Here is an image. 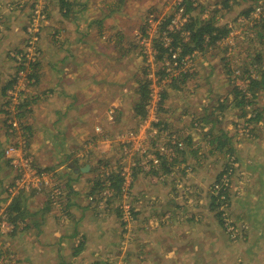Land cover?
<instances>
[{
  "label": "rangeland",
  "instance_id": "rangeland-1",
  "mask_svg": "<svg viewBox=\"0 0 264 264\" xmlns=\"http://www.w3.org/2000/svg\"><path fill=\"white\" fill-rule=\"evenodd\" d=\"M114 2L115 0H90L92 12L93 9L97 10L96 7L103 10L101 14L97 10L99 14L95 13L94 18L107 19L118 13L119 10L111 11L113 7L110 5ZM183 3L184 0L136 1L132 9H129L131 11L128 16L123 13L115 14L121 18L122 26L126 27L127 46L121 49L117 46V51H112L114 41L102 40V44L108 48L104 49L105 53L102 52L104 56L100 60H88L93 55H85L81 59L82 63L75 67L66 62L56 64L58 58L46 53L48 47L56 52L57 57L64 53L62 50L66 40L63 38L66 37V29L72 24L70 17L61 12L58 0H0V164L9 160L12 165L20 167H12L15 170L11 179L7 178V173H4L7 174L4 177L0 175L2 219L5 214L1 211H5L7 199L19 193L37 194L41 191L37 187L43 186L44 190L57 187L55 197L58 198L60 194L65 197L63 203L58 205V212H66L67 215L78 218V214L73 212L80 209L68 204V201L74 200L75 204L91 208L90 210L94 208L90 215L95 214L96 210L101 214L99 221L106 215L113 217L111 221L118 228V233L113 234L114 240L119 238L118 242L115 240L113 245L102 247L100 251L97 248L87 264H159V257L155 258L159 253L144 258L147 253L143 249L138 251L139 236H134V230L139 227V215L140 223L143 225L146 222V230L149 228L158 234L162 233V250L171 253L170 256L175 255L171 263L174 260L182 261L180 264L226 263L228 259L223 257L227 250L214 248L217 244L210 247L212 250L208 254L201 251L208 243L198 235V229L212 241V233L207 234L209 229L219 233L218 237L223 238L224 244L231 249L228 250L235 254L226 264H264V88L253 90L255 97L248 101L252 95L249 90L251 79L248 76L260 80L264 73V20L255 26L258 23L255 20L264 17V0H193L197 7L192 6L189 13L182 6ZM182 7L184 17L179 12ZM115 8L116 6L113 10ZM189 16L196 17L199 24L202 21L214 24L221 22L220 27H227L231 31L217 42L218 47L187 54L182 60H187L184 67L174 69L177 63L169 62L168 53L157 61L156 55L161 52V48L156 47L154 41H161L170 25V29H173V20L179 22ZM116 17L114 21L117 22ZM166 23L169 24L165 29ZM87 43L90 45L88 49L92 48L94 52L96 43L101 41L93 39ZM17 51L21 53L16 54ZM259 54L263 59L257 61ZM22 60L25 61V67H20L19 62ZM33 63L40 65L37 67L39 73L41 68L44 71L41 79L45 84L57 78L58 74L55 72L58 70L64 80L69 81V86L52 94L42 93L41 87H49L41 86V79L36 82L29 78L32 74L30 64ZM102 64L106 66L105 72L101 70L103 74H112L110 80H118L120 85L116 81L109 88L93 90L83 98L81 86H85L87 90L89 86L81 80L88 78L95 71V66L101 69ZM167 64L170 71L166 75L160 70L165 69ZM82 66L88 69L79 74L78 70ZM116 72L123 79L126 75L129 80L123 83V79L114 76ZM182 73L195 76L180 85L181 91L166 87L172 82V78L182 81ZM146 77L151 79L153 92L150 104L147 105L149 113L144 117L134 111L133 102L137 97L135 89L139 87L138 80L141 79V83H144ZM14 79L15 83L8 87L7 84ZM236 86L247 91L245 95L248 99L241 101L242 97L236 98ZM120 89L127 90V93L116 97V92ZM164 89L171 91H167L170 93L168 99L159 104L160 92ZM112 91L114 92L111 93ZM78 95H81L82 102L78 101L76 104H92L96 108L80 119L81 125L70 126L68 114L76 115L77 112L75 108L68 107L73 96ZM101 97L103 101L100 102L97 98ZM219 100H226L228 107L223 115L219 111L217 115H213ZM241 102L245 105L240 104ZM22 104L25 105L21 110ZM119 104L125 107L123 111L118 110ZM7 109H11V112H4ZM19 111H24L22 119L18 117ZM115 111L120 114H114ZM206 115L210 123L198 121ZM253 117L260 118L249 122L248 119ZM126 118L127 122H123ZM24 120L35 124L33 133L39 138L41 147L40 151L36 149V154H33L31 148V144L34 146V138L26 129ZM158 121H162V124L155 125ZM11 123L14 128L17 127V132L11 130ZM210 131L217 136L222 135L221 131L225 132L231 138L234 153H230L229 146L216 149L218 143L214 142ZM188 135L192 136L193 145L180 146L184 151L182 154L174 143L178 140L184 145ZM50 137L56 138V143L50 142ZM49 142L53 146L50 151ZM196 147L201 149L197 156H204L201 159L204 170L199 178L203 184L199 185L200 188L196 183L198 173L192 171L194 162L198 161L193 153ZM62 148L65 151L62 152ZM157 152H163L175 161L170 164L173 173H151L152 169L160 167V164L153 167L154 164L151 163ZM66 155L71 158L63 165ZM189 159L192 161L188 162ZM25 162H31V173L35 175L30 174L29 169L24 166ZM75 163L83 167L90 166V169L84 175H78L79 169L77 174H73V168L69 165ZM135 163L146 164V171L135 174ZM48 167L53 169L45 171ZM185 167L188 171L186 176L182 173V168ZM7 169L9 173L10 168ZM228 169L232 175L228 178V174H225L224 178L231 180L229 193L234 202L220 208L226 212L221 219L217 217V210L211 207V197L221 193L214 190L217 187H213V184ZM142 174L145 177H141ZM109 175L114 179H110ZM134 175H141L142 184L144 181L152 183L155 180L154 185L159 186L160 193L163 192L167 199H159L161 195L156 196L153 189L150 190L152 193L143 191V195L140 191L141 194L136 195L133 188ZM118 176L124 181L120 182ZM96 181L101 183L98 187H95ZM46 182L49 183L47 188ZM105 184L107 186L102 188ZM71 190L79 196L75 193L70 196V200L68 194ZM89 221L90 229L96 228L94 219ZM7 222L12 229V223L8 219ZM159 237L151 234L149 248L153 245L157 248L156 241L160 240ZM213 240H217L216 237ZM196 243L199 244L198 251L194 249ZM13 246L15 243L11 240L9 231L3 232L0 229V264H15L16 253ZM175 247L177 250L172 251ZM193 251L201 252H194V257ZM170 258L168 256L169 261Z\"/></svg>",
  "mask_w": 264,
  "mask_h": 264
},
{
  "label": "crops",
  "instance_id": "crops-1",
  "mask_svg": "<svg viewBox=\"0 0 264 264\" xmlns=\"http://www.w3.org/2000/svg\"><path fill=\"white\" fill-rule=\"evenodd\" d=\"M89 1L90 0H71V2H74V4L71 7L72 8L71 12L68 13L66 17H70V20H72L71 21L72 24L70 25L68 29H66V37L63 38L67 42V44L66 42L64 43V47L62 50V52L64 53L60 54L57 57L56 52L52 48L48 47L46 51L48 55L53 54L55 58H58L56 61V64H63L60 62H66V63L73 64L76 67L78 63H82L83 60L81 59L85 55L88 56L90 54H92L93 56L89 58L87 57L88 60H90L91 58L100 60V58L104 56L103 54L105 53L104 49H108L106 48L107 47L106 45L102 44V40H105L106 42L114 41L115 44L112 47V51L113 49L116 50L117 46L119 47V49H121V47L123 48L127 46L128 34L126 31V27L122 26L121 18L116 17L115 14L123 13V15L128 16V13H130L131 11V10L129 11V9H132L136 1H139V0H126V4L124 8L119 10L118 13L113 12V14L114 13L115 14L114 15L112 14L113 15V16L111 15L112 17H107V19L106 17L104 18L102 17L97 20L94 18V15L95 13H98L97 10H100V14H101L102 8L96 7L97 10L93 9V12H92V9H91L92 6L89 4ZM115 3H116V0H115ZM115 17L117 19V22L114 21ZM82 25H84L85 28H83ZM81 31H83V33ZM77 33H80V34H77ZM101 36L103 37V39H101ZM93 39L101 41V43L99 44L96 43L94 47V52H92V48L88 49L90 45L87 43V42H91ZM87 67H88V64H87ZM94 68H96L95 71L91 72V75L88 78L81 80L82 83H86L89 86L88 90L86 89L85 86H81L83 87L82 93L84 92V94H82L83 98L86 97V95H90L94 91L105 90L109 88L110 86L114 85L116 81H118V80H110V76L112 74H108V75L103 74V71L106 68V66H103V64H102L101 69L99 66H95ZM87 69L88 68H85L84 66H82L78 70V73L83 74L84 72L87 71ZM55 73L58 74V76L55 80H51V82H48L49 85L50 84L52 85V86H49L48 84H45L41 79L44 75V71L41 68L40 76H39V80L41 79V86L49 87V88L41 87L40 89L43 90L42 93L52 94L58 90L62 91L64 87L69 86L68 85L69 81L64 80L63 75L61 76V73L58 72V70ZM49 75L51 76V74ZM115 75H117L119 79H123L121 78V74H119V72H116L114 76ZM126 77L127 76L125 75L123 79L124 81L122 80L123 83L129 80V78H126ZM118 83L120 85L121 82L118 81ZM113 92L114 91H112L111 93ZM122 93H127V90L123 91L120 89L118 92H116V97ZM112 96L113 95H111V97ZM73 98L75 100L73 99L71 104H69L68 109L75 108L77 113L76 115L72 113L68 114V117H69L68 124H71L70 126H75V124L81 125L80 119L90 114V112L92 113V110L95 111V108H96V105H92V104H83V103L76 104L78 103V101L82 102L81 95L73 96ZM120 98L123 101L122 96ZM97 99L100 102L103 101L102 97L100 99L99 98ZM126 105L127 104H125V106ZM117 108L118 110L123 111L122 109L125 107L123 106V104H119ZM118 114H120V112H118ZM64 116L65 117L67 116L66 112ZM30 122L32 121L26 122L24 120L23 123L25 124L26 129L31 132L32 139L34 138V146L31 144V148H32L33 154L34 153L36 154L38 153V151L41 150V147H40V143L38 142L39 138H37V136L33 133L35 124L33 122L32 123ZM123 122H127V118L124 119ZM121 126H122V123H121ZM4 135L6 136V134ZM79 137L82 138L81 135H79ZM48 140L50 142L52 141L55 142L56 138L50 137ZM50 142L48 143L49 144L48 151H50L53 148ZM63 151H65L64 148H62V152ZM66 157L67 158L65 159V161L68 162L71 156L66 155ZM2 160L4 161L5 159L3 158ZM76 165L78 164L75 163L72 166L74 167ZM7 168H10L9 173H8ZM13 170L15 169H12V166L9 160L6 163L3 162V165L0 164V175L2 177L9 174L7 175V178L11 179L12 177L11 174L13 173ZM77 170L78 169L72 170L73 174H77L76 173ZM196 170L198 173L197 174L198 179L196 183H197L198 188H200V186H202L203 184L202 182H200L199 178H201L204 168H200L198 166ZM4 173H7V174H4ZM143 174L147 176L151 175V174H146V173H143ZM144 175L143 176L138 175L137 177L136 175H134L136 184L134 183L133 188L135 189L134 191L136 192V195L139 193L141 194L140 191H142L143 195H144L143 191H145L146 193H152L150 190L153 189L156 196L161 195L159 199L166 200L167 197L166 195L163 194V192L160 193L159 186L154 185L155 180L152 183H149L148 181H144V184H142L143 180H140V179L141 177H145ZM1 186H2V182L0 183V188ZM141 186L142 188H140ZM144 187H147V188H144ZM75 193L76 192L74 190L73 191L71 190L69 193L68 199L71 200L72 197L70 196H73ZM76 194L79 196L78 193ZM135 198L138 199L137 196ZM68 204L69 205L73 204L74 208L80 209L79 211L73 212L75 214H78V218H74V216L72 217L70 214L67 215L66 212L65 213L58 212L57 211L58 205H56L54 202L52 204L49 201V199L46 197V194H41V193L34 194L33 193L31 195L27 193L25 194L19 193L13 196L11 199L6 200V207H5V211L3 210V214H5L4 215L5 218H7L12 223V229L9 231V233H10L11 240L15 243V246H13L15 253H16V257L14 259L15 264H87L90 257L93 256L94 252L96 253L97 248L100 251L102 247H109L113 245L115 240H117L118 242L119 238H116L114 240L115 235L113 234L118 233V228L115 226V224H113V221H111L113 217L106 215L102 217L103 220L99 221V217H100L99 215L101 214H98L96 210H95V214L90 215V212L93 213L94 208H92L93 210H90L91 208L89 209L80 204H75L74 200L70 202L68 201ZM15 205H16V209H13ZM66 207L67 206H65V209ZM153 211L154 210H152V212ZM139 216H138L139 227H136L134 230L135 232L134 236L135 237H137V235L139 236L138 246H137L138 251L140 249H143V251L147 253V255L144 258L150 257V255L153 253H156V254L159 253V256L156 255L155 257V258L159 257V264H170L173 257H175V255L172 254L170 256L169 254L171 253L168 254L167 251L162 250V246H163L162 233L158 234L157 232H155V230H151L149 228H147L146 230L145 229L146 222L143 224L144 225L143 226L142 222L140 223L139 221ZM92 219H94L93 224L96 225V228L90 229V223L88 222H91L89 220H92ZM112 224L114 226H112ZM98 225L100 226V228ZM97 228H99V230H97ZM198 230H199L198 235H200L201 239L205 240L206 243H208L207 246L203 247L201 251L208 254L212 250V248L210 247H213V245L217 244L216 247L214 248L219 249V247H221L223 248L224 251L227 250L223 258L227 257L228 261H230L233 255L235 256L233 251H229L231 249L227 248L226 246L227 244H224L225 240L223 241V238L218 237L220 236L219 233H215L213 232V230L209 231L208 229L207 234H209V232L212 233V241H211V239H208V237H205L204 234L200 232V229ZM141 233H143V236ZM151 234H153L155 237H159L161 235L158 238L160 240H158V242L156 241L158 245L157 248H156V245H153L152 248H149L151 245V241L149 239ZM215 237L217 240H213ZM198 245L199 244L196 243V246L194 248L197 251L200 249ZM173 250L176 251L177 247L173 248L172 251ZM138 251L137 253L138 255H140ZM194 252L196 251H193L192 254L195 257ZM200 252H196V253L199 254ZM168 256L171 257L170 261L168 260ZM203 256L206 257L204 254ZM95 257L97 258V254L95 255ZM210 257H209V260H210ZM228 261L226 260V263H228ZM180 263H182V261L174 260L173 263L171 264H180ZM209 263L212 264L211 262ZM222 263L226 264L225 261H222ZM4 264H7V263H4Z\"/></svg>",
  "mask_w": 264,
  "mask_h": 264
},
{
  "label": "trees",
  "instance_id": "trees-1",
  "mask_svg": "<svg viewBox=\"0 0 264 264\" xmlns=\"http://www.w3.org/2000/svg\"><path fill=\"white\" fill-rule=\"evenodd\" d=\"M58 2H59V5L61 7V12H63L64 16H67V14L71 12V10H72L71 7L73 6L74 2H71V0H58ZM125 4H126V0H116V3L114 2L113 5H110L113 8L116 6V8L114 10H113V8H111L112 9L111 11L121 10L122 8H124ZM182 6L187 10V13L192 11V6L197 7V6H194L193 0H184V3ZM186 10H185V13H186ZM106 16H108V14H106ZM263 20H264V17L261 18L260 20L256 19L255 21L258 23L255 26H258L259 22H261ZM187 21L185 23L181 22V25L174 26L173 29H170L171 25L166 29V27L168 26L169 23H166L167 25L164 24V28L166 29L165 30L166 35L164 36L163 39H161V41H159V42L154 41V44L156 45V47L161 48V52L156 55L157 61L160 60L166 53H168L169 62L171 61L173 63H177L176 66L174 67V69L178 68V67H184L186 65L187 60L185 62H183L182 60L184 59V57L187 54L192 55L194 51H198L199 53H201V52L207 51L208 49L218 47L219 45L217 44V42L219 40L223 39V37H226L229 34V32L231 31V29H228L227 27H223V28L220 27L221 22L214 24L210 21H208V22L202 21V24H199L200 22L196 17L193 18L190 16L187 17ZM144 35H145V31H144ZM186 38H188V40H186ZM166 40H168L169 42H165ZM180 50H181V52H180ZM18 53H21V51L16 52V54H18ZM178 53H179V55H178ZM262 59H263V56L261 54H259L257 56V61H260ZM19 63H20V67H25V65H26L25 61H23V60L20 61ZM38 63L30 64V71L32 72V74L29 78L31 80L34 79V81H36V82H38L39 76H40L39 68L37 69V67H40V65H38ZM165 66H166L165 69H161L160 72L165 73L167 75V73L169 74V72H167V71H170V70H168L169 64H167ZM182 74H183L182 77H184V79L182 81H178L179 78H172V82L167 84L166 87H169V88L173 87V88L181 91L182 87L180 85H182L184 82H186L185 80L195 76V74H190V73H182ZM149 75L150 74L148 73V77H149ZM148 77H146V82H144V83H141L142 82L141 79L138 80L137 84L139 85V87L137 89H135L137 95L134 94L137 97L133 102L134 111L138 112L141 116H144V117L145 116L147 117V115L149 113V109H147V105L150 104L149 102L151 101V97H152L151 95L153 92L152 82H151V79ZM248 78L251 79L249 90L251 91L250 93L252 95L249 96L250 98L248 100V101H250L251 97H255V93L253 92V90L261 88V87L264 88V73L261 75L260 80H257L255 78H250V76H248ZM147 80H149V81H147ZM15 81H16V79L10 81L9 84H7L8 87L11 86L12 84H14ZM173 88H171V89H173ZM168 90L164 89L160 92V98L161 99H160L159 104H163L168 99V96L170 94L168 92L171 91V90H169V91ZM245 93H247V91H243L242 89H239L238 86H236V88H235L236 98L242 97L241 101L248 99L246 97ZM121 95H124V93H122ZM7 104H9V103H7ZM25 104H28V103H25ZM25 104H22L20 106L21 110ZM240 104H244V102L243 103L241 102ZM227 107L228 106L226 104V100H223V101L219 100L218 104L215 106L216 112H214L213 115H217V111L220 112V115H223V112L226 111ZM12 110H13V108H12ZM244 110H246V109H244ZM4 112L9 113V112H11V109H7ZM21 112L19 111L20 114H18V117L20 119H22L21 116L24 115L23 114L24 111H21ZM118 112H116L115 114H118ZM183 114H185V113H183ZM259 118L260 117L249 118L248 121L253 122L255 120H258ZM198 121L199 122L207 121L208 123H210L207 115ZM14 123H17V122H14ZM159 124H162V121L160 123H159V121L157 123H155V125H159ZM21 125H22V123H21ZM196 125H198V123ZM10 128L14 132H17V127L14 128L12 126V123H11ZM209 133H210V136L214 138V142L218 143L216 149H222V148H225L224 146H227V147L229 146L230 147V150H229L230 153H234L235 149L233 148V145L231 144V141H230L231 138L228 137V135L225 132L221 131V133H222L221 136L214 135L212 131H210ZM223 139H226V141ZM211 143H213V141ZM174 144H175L177 150L179 152H181L182 154H184L183 149L180 147V141L177 140V141H175ZM187 144L189 146L193 145V140H192L191 135L186 136L185 144L183 146H185ZM179 148H181V149H179ZM199 151H201L200 147H196V149H194L193 153L197 156ZM157 156H159L158 158L160 159V167L152 169L151 173H153L155 175L160 174L161 171H163L165 174L173 173V169L171 168L170 164L175 163V161L171 160L170 157H168V155L165 153L161 155L160 153L157 152ZM203 157L204 156H199L197 159L198 161L194 162L195 166H194L192 171L197 172L196 168L198 166L200 168H204V166L201 162L202 161L201 159ZM189 161H192V160L189 159L188 162ZM65 163H67V162L66 161L63 162V165ZM11 166L13 168H20L18 166L12 165V164H11ZM154 166H156V165H154ZM69 167L73 168V170L79 169L78 175L84 174V172H82V168H84L83 166L76 165L73 167L72 165H69ZM133 168H134L133 169L134 173L146 171L144 169L143 164L140 165V164L135 163ZM52 169L53 168L48 167L45 169V171H50ZM230 171L231 170L228 169L227 171L222 172L218 176L216 183L213 184V187H215V186L217 187V189H214V190H219L221 193L218 196H212L211 197V203H212L211 207L213 210H217V217H219L221 219L224 217L226 212H225V210L220 209V208L224 207L226 205L230 206L234 202L233 197L229 193L230 189H231L230 188L231 180L228 181L227 177L224 178L225 174H228V178L231 177L232 174L229 173ZM182 173L184 176H186V174H188L186 167L182 168ZM109 178L114 179V177L112 175H109ZM118 178L120 179V182L124 181L122 178H120V176H118ZM100 184H101L100 181H96L95 187H98ZM106 186L107 185L105 184L104 186H102V188H104ZM47 187H49V185H45V188H47ZM116 187L119 189V191L121 190L119 187V184H117ZM55 188H57V187H52V188H49L48 190H44L43 186H42L41 191H38L37 193L46 194V197L49 199V201L52 204L54 202L56 205H61L63 203L64 198H65L63 196L64 194L63 195L60 194V196H58V198H56L55 197V195H56L55 194V190H56ZM113 195H114V193H113ZM111 199L112 198H109V200H111ZM13 209H16V205L14 206ZM221 223H222V221H221Z\"/></svg>",
  "mask_w": 264,
  "mask_h": 264
},
{
  "label": "built area",
  "instance_id": "built-area-1",
  "mask_svg": "<svg viewBox=\"0 0 264 264\" xmlns=\"http://www.w3.org/2000/svg\"><path fill=\"white\" fill-rule=\"evenodd\" d=\"M181 2H182V0H181ZM183 11H184V8L182 7L181 9H180V13L182 14V16H183ZM184 17V16H183ZM187 21V17L186 18H183L182 19V21H179L178 22V20H173L172 21V28L174 27V26H179V25H181V22H186ZM188 22V21H187ZM116 113V111L114 112V114ZM180 146L181 147H183V144L182 143H180ZM148 151V149L146 148V152ZM157 151H159V149L157 150ZM161 155L162 154H164L163 152H159ZM159 156H156V157H154L152 160H151V163H153L154 165H159L160 164V159L158 158ZM26 164H24V166H26L28 169H29V171H30V174H34L33 172L31 173V171H32V167H30V164H31V162H25ZM16 165H18V164H16ZM143 165H146V164H143ZM154 165H152L153 167H156V166H154ZM35 175V174H34ZM45 185H49V183L48 182H46V184ZM41 188L42 187H37V190H41ZM55 192H56V190H55ZM2 212V214H3V211H1ZM0 221H1V224H0V229L4 232V231H10L11 229L9 228V224H8V222H7V219L6 218H1L0 217Z\"/></svg>",
  "mask_w": 264,
  "mask_h": 264
},
{
  "label": "water",
  "instance_id": "water-1",
  "mask_svg": "<svg viewBox=\"0 0 264 264\" xmlns=\"http://www.w3.org/2000/svg\"><path fill=\"white\" fill-rule=\"evenodd\" d=\"M89 169H90V166H86V167L82 168V172H84V173L88 172Z\"/></svg>",
  "mask_w": 264,
  "mask_h": 264
}]
</instances>
